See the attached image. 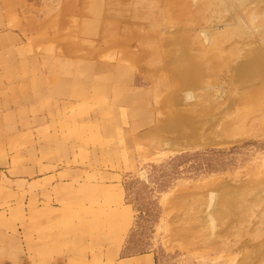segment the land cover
Instances as JSON below:
<instances>
[{
	"label": "rangeland",
	"instance_id": "obj_1",
	"mask_svg": "<svg viewBox=\"0 0 264 264\" xmlns=\"http://www.w3.org/2000/svg\"><path fill=\"white\" fill-rule=\"evenodd\" d=\"M5 2L3 213L83 264H264V0Z\"/></svg>",
	"mask_w": 264,
	"mask_h": 264
},
{
	"label": "crops",
	"instance_id": "obj_2",
	"mask_svg": "<svg viewBox=\"0 0 264 264\" xmlns=\"http://www.w3.org/2000/svg\"><path fill=\"white\" fill-rule=\"evenodd\" d=\"M7 8V4L4 0H0V91L3 88L4 79L9 80L13 78L17 63L13 60L14 57L19 54L20 50L17 46H13L10 41L18 40V34L13 30H2V26L8 23L5 19L4 9ZM93 14L84 23V29L91 31L96 20ZM9 45V46H8ZM110 77L109 74L106 76ZM4 104L2 93L0 92V108ZM3 120V115H0V122ZM3 184V178L0 176V186ZM28 231L19 229L18 223H13V216L11 218L7 213H3L0 208V264H83L91 263L93 256L90 251L101 250V259L103 262L109 263L106 259L104 251L100 246L99 241H87L86 250L82 252L83 246L82 241L79 237H74L67 241L66 246L59 250L55 248L44 246L40 243L35 242V236L29 230ZM88 260V261H87ZM141 262L150 263L152 257L150 255H143L140 258ZM126 261V262H125ZM122 264L127 263V259L120 262Z\"/></svg>",
	"mask_w": 264,
	"mask_h": 264
},
{
	"label": "bare ground",
	"instance_id": "obj_3",
	"mask_svg": "<svg viewBox=\"0 0 264 264\" xmlns=\"http://www.w3.org/2000/svg\"><path fill=\"white\" fill-rule=\"evenodd\" d=\"M171 121V120H170ZM170 121H168V122H170Z\"/></svg>",
	"mask_w": 264,
	"mask_h": 264
}]
</instances>
